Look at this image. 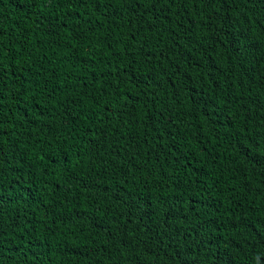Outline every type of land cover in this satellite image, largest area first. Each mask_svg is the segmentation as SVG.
<instances>
[{
    "label": "trees",
    "instance_id": "trees-1",
    "mask_svg": "<svg viewBox=\"0 0 264 264\" xmlns=\"http://www.w3.org/2000/svg\"><path fill=\"white\" fill-rule=\"evenodd\" d=\"M0 264H264V0H0Z\"/></svg>",
    "mask_w": 264,
    "mask_h": 264
}]
</instances>
